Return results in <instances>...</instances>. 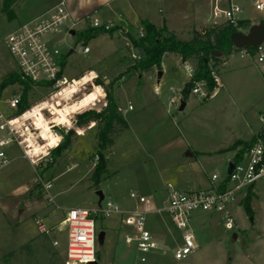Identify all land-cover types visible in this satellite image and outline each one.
Segmentation results:
<instances>
[{
  "label": "rangeland",
  "instance_id": "374dc122",
  "mask_svg": "<svg viewBox=\"0 0 264 264\" xmlns=\"http://www.w3.org/2000/svg\"><path fill=\"white\" fill-rule=\"evenodd\" d=\"M186 1L177 2L179 15L195 26L206 24L201 10L212 6L208 0L205 7L193 6L192 1ZM18 2L21 3V0ZM231 2L241 7L237 17L252 23L244 33L250 32L257 23L264 22V10H256L252 0ZM187 3L193 6L192 11H188ZM18 6L16 3L12 6L14 16L15 13L20 16ZM18 20L19 17L8 18L0 11V83L9 73L17 70L5 39ZM86 22L71 26L68 21L59 33L53 34L58 49L65 56L64 74L73 82L60 94L51 87H32L26 98L30 107L16 120L19 125L25 121L33 135L38 133L41 139L35 143L25 131V142L29 143L31 153L37 154L38 158L29 161L23 157L22 150L12 143L7 148L9 160L0 167V264H65V230L63 227L61 229V220L67 209L81 207L93 210L106 200L122 208H132L135 202L129 197L130 191L152 199L150 189L144 185V178L159 181L154 168L155 163L163 158H157L154 152L153 137L156 133L161 135L160 129L168 131L172 127L168 133L164 132V138L157 135L156 141H165L169 133L177 134L173 123L178 121L184 127L186 137L194 136L200 143L209 138L210 142L214 140L213 145H219L220 140L224 142L232 135L248 134L249 127L256 129L261 126L258 114H264V83L256 80V67L250 60L239 56L237 45L227 56L225 66L219 64L211 67V75L217 76L221 83L213 96L199 99L190 93L188 104L181 111L175 107L180 97L175 92L176 105L168 103L170 114L165 113V107L154 103L141 111L143 101L150 103L155 99L152 86L149 81L138 85V79L131 77L135 72L124 75V71L139 60L132 56L136 48L125 34L129 32L136 37L137 32H130L126 24H118L116 26L120 25L121 29H115L112 33L94 32L87 36L83 28ZM175 25L178 27L179 22ZM188 32L185 33L189 37ZM182 33L178 38L185 40L187 36ZM84 45L88 46L89 52L82 51ZM69 50H72L70 54ZM211 54L223 57L218 50ZM183 64H177L176 79L171 82L176 91L181 88V82L185 81L184 87L188 81L185 69L189 66L193 70L194 61L189 59ZM94 75L104 82L105 88L89 84ZM106 80L111 83L110 86L105 84ZM214 81L217 85L215 78ZM106 89L111 90L121 107H127L128 101L133 106V110L125 114L132 131L125 132L126 129L118 132L113 144L103 151L105 174L97 185H93L90 175L97 160V125L90 122L80 127L79 131H83L78 134L76 112L80 111L79 102L82 100L88 106L81 110H101ZM14 95H20V87L16 84H8L0 89V110L7 115L13 112L7 109L5 101ZM45 105L50 106L52 113L44 110ZM40 107L44 111L40 112ZM30 118H33L34 124ZM48 118L58 126H49L46 123ZM55 128L64 131L73 129L75 138L50 164V151L62 140ZM54 132L59 137L58 142V137L52 134ZM135 134L138 143L133 138ZM3 136L6 133H0V137ZM151 149L153 152L150 153ZM171 151L169 156L175 154ZM209 167V174L212 169L220 177L226 173V165H222L221 161L214 165L212 161ZM47 182L51 186L46 192L43 184ZM193 185L189 175L179 178L180 189L196 188ZM97 191L103 196L100 201ZM246 203L250 204L251 216L243 208ZM228 210L236 226L232 231L223 228L219 214H193L191 229L198 248L181 260L172 257V251L181 244L180 234L169 217L162 213L164 224L158 217V223L149 224L159 252L149 253L146 264H264V176L241 191L236 200L228 204ZM38 223H42L48 232L39 231ZM95 230L97 264H134L135 249L123 241V230L117 216L95 219ZM233 231L238 234L236 239L232 237ZM100 232H104L101 238ZM53 240L58 241V246L52 244ZM160 251H165V254H160Z\"/></svg>",
  "mask_w": 264,
  "mask_h": 264
},
{
  "label": "built area",
  "instance_id": "2783aa9c",
  "mask_svg": "<svg viewBox=\"0 0 264 264\" xmlns=\"http://www.w3.org/2000/svg\"><path fill=\"white\" fill-rule=\"evenodd\" d=\"M211 1L212 6L209 11L211 26L222 22L236 24V21L239 20L237 14L241 12L239 5L231 2V0ZM252 4L256 10H264V0H252ZM68 21L69 14L65 1L58 0L49 10L16 25L5 39L6 48L15 61L17 71L33 82L49 84V87L55 90L57 94H60L65 87L73 82L64 74L62 61L65 56L62 55L57 47L58 42H55L53 38V34L59 33L61 27L65 26ZM74 25L72 23L71 26ZM116 25L113 21L90 19L88 17V26L94 29L108 31ZM67 29L69 28L67 27ZM203 31L204 28H201V32ZM137 36H143L141 28L137 29ZM237 49L239 56L250 60L264 79V40L255 46H251V49L239 45H237ZM82 51L87 53L89 51L88 46H83ZM132 56L140 58L137 48ZM186 71L190 77L193 71L192 68L186 66ZM213 78L218 83L217 76H213ZM95 79L96 76L94 75L92 77L93 82H95ZM216 86L212 91H208L203 82H196L190 93L196 95L199 99H207L214 95L219 84ZM19 101V96H11L5 101L7 109L14 113ZM169 103L174 104L175 99L171 98ZM128 108L130 109L131 106H128ZM38 109L40 112L45 110L52 113L50 106H46L44 110L42 107ZM13 113L7 115L0 110V133H6V136L0 137V167L8 162L7 148L12 143L22 150L23 157L29 161L38 158L37 154L31 153L29 143L25 142L26 136L24 134L27 132L35 143L38 139H41L40 134L33 135L25 121L23 125L16 122L24 113L16 116ZM30 119L31 123L34 124L33 118ZM258 119L261 122V129L257 133L258 136L254 144L243 154L239 161L231 162V170L229 172L226 170L223 177L212 174L211 180L215 184L207 188L178 190L168 183L166 185L167 199L158 207L153 204L149 197L130 191L129 197L135 202L132 208H122L118 204L106 200L103 205H99L98 208L93 210L81 207L67 209L61 220V229L63 227L65 230L64 263L97 264L95 245V219L97 218L105 219L117 216L120 225L130 229V232L124 235V242L135 249L134 264H146L149 253L159 252L153 232L149 229L150 220L155 215L165 213L180 234L181 244L177 245L172 251V257L175 260L186 258L197 248L191 229L193 214H219L223 228L232 231L235 223L228 210V204L235 201L241 191L261 176H264V138L259 135L264 134V114H259ZM46 123L49 126H58L51 118H48ZM52 134L56 135L55 132ZM95 159H97V156ZM50 186V182L43 184L46 192ZM38 228L41 232H48L42 223H38ZM52 244L58 246V241L53 240ZM160 254H165V251H160Z\"/></svg>",
  "mask_w": 264,
  "mask_h": 264
},
{
  "label": "crops",
  "instance_id": "0c3cea01",
  "mask_svg": "<svg viewBox=\"0 0 264 264\" xmlns=\"http://www.w3.org/2000/svg\"><path fill=\"white\" fill-rule=\"evenodd\" d=\"M18 1L19 0H16L15 3L20 6V8L19 6L18 8L21 10H20V16H18L17 13H15L14 16V17H19L17 25L32 19L33 17L39 15L42 12L49 10L58 2V0H30L29 3L26 2L25 0H21V3H19ZM64 1L66 4V9L69 14L70 24L72 25V23H74L76 25L83 21L84 22L87 21L85 26L83 27L85 31L89 27L88 17L89 18L94 17V19H99V20L113 21L117 25L126 24L127 26L131 27L133 30L139 29L141 20H148L156 27L165 26L167 30L172 32L177 38L181 36L180 34H183L182 32L185 33L188 30L190 32L192 29L199 31L201 30V28H206L211 25V18L209 17V11L211 7L209 5L208 8H203L201 10V17L204 18L206 24L195 26V24L187 20L186 17H181L179 15V9L177 7V2L179 0H64ZM189 1H192V4H194L193 6L204 5L205 7V4H207L206 0H189ZM208 4H212L211 0H208ZM187 6H189L188 11H192L193 6H190V3H187ZM177 21L179 22L178 27L175 25ZM251 24L252 23L250 22V25ZM189 38H190V33H189V37L187 36L185 40H188ZM183 62H186V60H182L180 57L173 54H165L162 58L161 64L158 67H154L147 72H135L134 75L131 76L138 79L137 81L138 85H141L142 83H146V81H149L148 83H150V85L152 86V91H153L152 93L153 95H155V99L153 101H150V103H145L144 101L141 103L142 105L141 111L144 110L145 106L148 107L152 103H154L157 104L158 106L161 105V107H165L166 108L165 113L170 114L168 111V103L171 98L175 99L174 96L175 92H178L180 97L177 100L178 105L175 106L176 105L175 103L174 106L181 111L185 109V107L188 104L187 100L190 96V93L186 98H183L181 95L182 85L185 81L181 82V88H178L177 91L174 90V88H172V84H171V82L175 81L176 79L177 64L178 63L183 64ZM226 63L227 62L224 61L221 65L225 66ZM256 72L258 74V78H256V80L258 82L261 81L260 83H264V79H262L257 69ZM217 80H218V84L221 85L218 78ZM170 94L173 95L170 96ZM228 96L230 95L228 94ZM115 100L117 102L116 98ZM179 100L181 101L179 102ZM117 105L120 111H122V115L128 124V129L125 132H131L132 125L129 119L125 116V114L128 112V110L132 111L133 106L129 103V101L127 102V107H121V105L118 104V102ZM128 106H131V108L129 109ZM156 112L153 113L155 114ZM173 125L176 128L177 134L170 135L171 133H169V135L165 137V141L163 142L156 141L155 138L163 136L164 132L168 133V131H170L172 128L170 127L169 128L170 130L168 131L167 130L163 131L162 129H160L159 132L161 135H158L159 133H156L155 136L153 137V141H155V145L153 147L155 148L154 152L157 154L158 156L157 158L160 157L163 158L161 161L155 163V168H154L156 170V174L158 175L159 181L149 180L148 177L144 178V185L148 189H150L151 195L153 196L151 197L152 198L151 200L153 201V204L156 207L161 206L167 199L166 185L168 183L178 190H190V189H180L179 178L182 176L189 175L191 177L192 184H194L193 186L196 187L193 189L207 188L215 184V182L211 180V175L218 174V172L215 171V169H212V171H210V174L208 173V168H210L209 167L210 163L213 161V165H214L218 161H221L222 165L223 164L226 165V170H227L228 164L232 162L236 151L239 149V146L234 147V143L238 141L251 140L254 136H256V134L260 131L261 128V126L256 129H252L251 127H249L248 134L243 133L242 135H232L230 138H227L226 141L224 142L220 140L219 145H213L212 143L214 142V140L210 142L209 138H207L205 141L200 143L199 141H196L194 136L186 137V134L183 130L184 127L181 126L178 123V121L174 122ZM82 131H79L78 134H81ZM133 138L137 143L139 142L136 134L133 135ZM162 138H164V136ZM156 144L158 145L157 147H155ZM169 150H172L171 152H174L175 154L169 156L170 153ZM149 152L151 153L153 152V150L151 149L149 150ZM221 155H224L225 157L224 156L221 157ZM216 157H219L218 158L219 160ZM166 174L167 176H164ZM157 217L158 219L160 218L161 222L164 224L163 217H161V214L153 216L149 224L154 225L155 223H158ZM121 228L123 230L122 232L124 238V235L128 234L130 232V229L124 226H121ZM232 237L236 239L238 237L237 232L233 231Z\"/></svg>",
  "mask_w": 264,
  "mask_h": 264
},
{
  "label": "trees",
  "instance_id": "16d2710c",
  "mask_svg": "<svg viewBox=\"0 0 264 264\" xmlns=\"http://www.w3.org/2000/svg\"><path fill=\"white\" fill-rule=\"evenodd\" d=\"M15 2L16 0H1V13L6 14L8 18H13L14 12L12 6ZM249 27L250 21L248 19H239L236 21L235 25L229 22H222L205 28L203 32L192 29L189 32L190 38L188 40H180L172 32L168 31L165 26L156 27L148 20H141L139 28L142 29L143 36L135 37L129 32L125 34L132 45L139 50L140 58L124 71V75L134 72H147L154 67H158L165 54H173L180 57L182 60L191 59L194 61L192 74L181 89V95L183 98H186L189 95L191 88L196 82H203L205 88L208 91H212L215 88L216 83L211 75V67L222 64L227 56L230 55L231 51L236 47V44L231 41L230 35L233 32H243L244 30H248ZM115 29H121L120 25L115 26L108 31L88 27L85 32L87 36H89L94 32L112 33ZM128 29L130 32H137V30H133L129 26ZM249 49H251V47H249ZM215 50L220 51L223 57L218 58L213 56L211 52ZM64 62L65 57L62 64H64ZM8 84H16L20 87V101L17 109L13 113L15 116L29 109L30 105L27 103L26 98L28 91L32 87H49V84L31 81L17 70L9 73L1 81L0 89ZM89 84L105 86L104 82L99 77H96L95 82L91 79ZM110 85L111 83L109 82L108 86ZM105 98H103V105L99 111L86 109L81 112H76L75 125L78 127L76 129L77 133L80 127H85L90 122H96L97 125V144L95 149L97 160L90 175V180L93 185H97L105 174L106 160L103 151L113 144L114 137L118 132L128 129V124L120 112L111 90L106 89ZM55 129L58 131L62 140L50 151V164L55 157L59 156L61 150L69 145L71 139L75 138L73 129L67 131L59 128ZM259 135L264 138V134ZM257 136L258 134L249 141H238L234 143V147H240L234 155L233 162H237L242 158L243 154L254 144ZM243 208L248 216L252 215L250 204L246 203Z\"/></svg>",
  "mask_w": 264,
  "mask_h": 264
},
{
  "label": "water",
  "instance_id": "95a60500",
  "mask_svg": "<svg viewBox=\"0 0 264 264\" xmlns=\"http://www.w3.org/2000/svg\"><path fill=\"white\" fill-rule=\"evenodd\" d=\"M230 39L233 43L239 46L243 47H251L258 44L260 41L264 40V22L258 23L253 29L248 32L244 33L242 31L233 32L230 35ZM72 50H69L68 54H70ZM108 83V80L105 81V84ZM232 168V163L230 162L228 164L227 171L229 172ZM97 194L99 196V201L103 199V196L100 191H97ZM103 235V232L99 233V237L101 238Z\"/></svg>",
  "mask_w": 264,
  "mask_h": 264
},
{
  "label": "bare ground",
  "instance_id": "6f19581e",
  "mask_svg": "<svg viewBox=\"0 0 264 264\" xmlns=\"http://www.w3.org/2000/svg\"><path fill=\"white\" fill-rule=\"evenodd\" d=\"M79 109L81 110L82 108H84V107H86V106H88V104L86 103V101H84V100H82V101H80L79 102ZM56 136V135H55Z\"/></svg>",
  "mask_w": 264,
  "mask_h": 264
}]
</instances>
